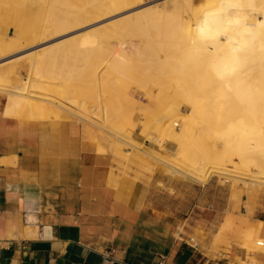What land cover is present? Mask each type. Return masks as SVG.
I'll return each mask as SVG.
<instances>
[{
	"label": "bare ground",
	"instance_id": "1",
	"mask_svg": "<svg viewBox=\"0 0 264 264\" xmlns=\"http://www.w3.org/2000/svg\"><path fill=\"white\" fill-rule=\"evenodd\" d=\"M136 1L0 0V58L15 50L21 41L42 40L86 19L116 13ZM35 6L38 10H33ZM203 6L202 10H197L193 0H173L122 19L118 29L122 34L132 30L143 38L142 48L136 43L129 45L137 52V58L144 59L148 65V69L147 65L145 67L150 77L146 79L151 80L145 82L144 75L141 81L159 88L156 97H152L144 89L148 85L141 87L147 92L150 108L161 115L164 145L167 144L171 153L180 154L184 162L204 158L213 165L211 170L205 169L207 172L174 166L177 172L195 180H207L214 171L230 176L234 172L222 168L220 161L237 156L249 165L264 153V0H207ZM11 25L14 35L9 34ZM93 35L95 37L75 39L70 46L58 45L17 57L15 60L19 62L25 57L28 76L20 78L12 65L6 72H0V91L6 94L4 113L14 119L74 118L86 122L90 121L89 100H92L106 117L123 116L129 97L117 94L103 102L102 90L111 80L104 81L109 73L114 76L112 83L118 85L124 80L121 79L130 58L124 52L126 39L119 42L120 51L107 60L106 55L99 53L104 50V41L97 38V34ZM85 78L92 79L89 90L81 85L73 89L75 82L81 83ZM73 91L78 97L73 94L75 97L68 99L75 106L51 96L54 93L67 98ZM182 101L189 107L187 116L181 114ZM232 111L246 115L227 119L225 116ZM177 119L181 120V125ZM102 130L112 137L101 132L103 135L99 138L105 142L100 141L97 151H114L119 141L130 144L128 135L107 126ZM209 139L219 143L213 141L212 144ZM260 168L264 171V166ZM260 174L264 176V172ZM252 232L249 231L250 236L256 240V232ZM254 239L249 242L248 238V242L255 243Z\"/></svg>",
	"mask_w": 264,
	"mask_h": 264
},
{
	"label": "crops",
	"instance_id": "2",
	"mask_svg": "<svg viewBox=\"0 0 264 264\" xmlns=\"http://www.w3.org/2000/svg\"><path fill=\"white\" fill-rule=\"evenodd\" d=\"M4 108L0 264H264V219L230 191L123 172L81 120Z\"/></svg>",
	"mask_w": 264,
	"mask_h": 264
},
{
	"label": "rangeland",
	"instance_id": "3",
	"mask_svg": "<svg viewBox=\"0 0 264 264\" xmlns=\"http://www.w3.org/2000/svg\"><path fill=\"white\" fill-rule=\"evenodd\" d=\"M170 1H173V0H137L136 2L132 3L130 6L126 7L125 9L123 8L121 10L116 11V13L114 12V13L104 15V16L94 18V19H90V18L86 19L76 26L68 27L64 31L49 35L42 40L37 39L34 41L33 40H28V41L26 40L24 42L21 41L22 43L19 42V46L15 50L11 51L9 54L0 58V63H1L0 72L1 73L6 72L7 69L14 66L16 68V74L19 75L20 78H24L28 76V70H27L26 65L24 64L25 57L21 58L20 62L19 60H15L17 59V57L27 54L29 52H33V51L35 53H38L43 50L56 47L58 45L61 46V45L67 44L70 46L74 44L75 39L79 40L83 36H88V35H92L93 37L94 33L97 34V38H100L104 41L103 43V41L101 40V42L103 43L104 50L102 49L99 53L106 55V59L110 60L116 52L120 51L119 42L124 40L125 38L126 41L124 42L126 45V51L124 52H126L125 53L126 55L130 56V58L127 60V63H126L127 66L126 64L125 66L127 69L128 68L129 69L128 70L126 69V74L123 75L121 80L126 79L127 81H125L124 83H123L124 80L121 81L122 83L118 82V85H119L118 86L117 84L112 83L113 82L112 78L114 79V76L112 75L113 77H111L109 73V75L107 74L105 76L106 78H104V81H106V79L108 80L111 79V80L108 81L106 85L105 84L104 85L109 86L110 82H111V85L109 86V88H107L108 87L107 86L106 87L107 89L103 86V90H102V101L103 102L108 101L112 96H115L117 94H121L126 97L128 96L129 100L126 105L125 112L123 113V116L121 115L120 117H116V116L114 117L113 115H107L106 117L105 113L102 112L100 109H97V107L94 106V103L92 102V100H89L90 101V104H89L90 121H86V122L84 120H81V121L85 124V126L87 125L88 129H90L89 131H90L91 139H94L93 141L96 143L98 142L99 144L100 141H104L99 138L101 137L99 135L104 134V135H107L108 137L109 136L112 137L109 133L102 130L104 126L112 128L115 132L119 134L122 133L124 135H128L131 138L130 144H126V143H123L122 141H119L117 144L118 146H116V149L114 151H111L113 152L115 156L120 158L121 163H122L121 168L123 169V172H126V173L132 172L143 178H149L150 180L158 174H163L164 176H169L171 179L184 180L187 183L198 184L200 186L214 185V186L222 187L225 190L230 191L232 196L235 199H237L240 203H244L247 207L249 205L252 208L253 212L256 211V214H255L256 217L264 219V180L262 179L264 178V176L260 174L264 172L262 168H260V166L261 167L264 166V153L259 154L257 156L259 158L256 159V162L251 163L249 165L243 163L237 156H232L231 159L227 161H220L219 163H220V166L222 165L221 166L222 168L226 167L225 169H228V170L230 169V172L231 171L234 172V173L231 172L232 175L230 176L223 175L221 172H218V171H214V174L207 180H195L191 178L190 176H186L184 174L177 172L174 166H182V167H185V169L187 170L197 172L198 169L199 170L204 169V171H206L205 169L211 170L213 165L210 164L207 159L205 161L204 158L203 159L199 158L196 161L184 162L181 159L182 157L180 154L178 155L177 152L175 154L171 153L167 144L165 143L166 145H164V142H163L164 135L162 131L163 124L160 121L161 115L156 113L157 112L156 110L153 111L150 108L149 97L147 95V92L149 91L151 93V95L149 96L156 97V95L158 94L157 91H159V88L158 87L155 88V86L151 87L148 85L150 83L148 84L145 83V82H148V80H151L150 78L146 79L150 77L149 71L148 72L146 71L148 69V65L144 63L145 61L144 59L139 60V58H137L138 57L137 52L133 50V48H130V45H129L132 43H136V44H139V46L142 48L143 45L141 42L143 38L137 37V34H134L136 32H133L132 30H129V31L133 32L134 36L130 32L128 33V31H127L128 34L126 32L122 34L121 31L118 32V29H119V26H120L119 24L122 21V19L128 16L129 17L136 16L138 13H140L143 10L151 9L157 6H162V5L167 4ZM206 1L207 0H193L194 9L202 10V8L204 7L203 5L206 3ZM33 10H38V6H35ZM111 20H113V23ZM9 34L14 35L13 25H11ZM126 34L130 37H127ZM118 35H122V36H118ZM139 41L141 44L139 43ZM132 56H134L135 60H139V62L138 61L135 62V60L131 58ZM15 61L17 62L16 64H15ZM140 61H143V62H140ZM13 63L15 65H13ZM129 63L131 64L133 63L131 66L135 64L136 67L139 66L142 69L139 67L137 69L135 65L131 68V66H128ZM146 65H147V69L145 67ZM137 73L138 75H136ZM144 75H146V77L144 78L145 82L143 81V79L142 81L140 79V78H143ZM130 76L132 78H130ZM118 77H120V75H118ZM91 82H92V79L90 78H87V79L85 78L84 81L81 83L77 81L74 83L75 85L73 89L81 85V87H84V89L89 90ZM122 84L128 87L123 86V88H121ZM146 85H148L149 88L148 86L146 87ZM144 86L146 88H144ZM141 87H143L146 91L147 90L148 91L146 92ZM114 88L116 89L114 90ZM73 94L75 96L78 95L76 92L73 91V92L68 93L67 98L66 97L60 98L58 95L54 93H51V96L53 95V97H55L56 99H61L65 104H68L70 106H75L68 99V98L75 97ZM133 97H134V100L132 99ZM0 101L2 105L4 106L6 103V94L3 91H0ZM130 101L132 102V104L130 103ZM134 101L137 102V105L134 104ZM181 106H182L181 114L184 113L185 116H187L189 107H187L186 103L183 101L181 102ZM232 114L231 113L227 114V116L225 117L227 119H233L239 116L245 117L244 115H246V113L238 112V111H232ZM249 116L251 117V115ZM122 117L124 118L122 119ZM106 118L107 119L111 118V121L109 119L110 122H108ZM121 120H126L125 122H123L125 123V125L121 123ZM177 121L181 125L182 123L181 120L177 119ZM113 124H115L116 126H114ZM157 127H160V128H157ZM210 141L212 144H213V141L214 143H219L217 140L209 139V142ZM217 165L219 166V164ZM234 174L236 176H234ZM259 177L260 179H258ZM259 248L264 250L263 245H260Z\"/></svg>",
	"mask_w": 264,
	"mask_h": 264
},
{
	"label": "built area",
	"instance_id": "4",
	"mask_svg": "<svg viewBox=\"0 0 264 264\" xmlns=\"http://www.w3.org/2000/svg\"><path fill=\"white\" fill-rule=\"evenodd\" d=\"M159 264H164V261H161Z\"/></svg>",
	"mask_w": 264,
	"mask_h": 264
}]
</instances>
